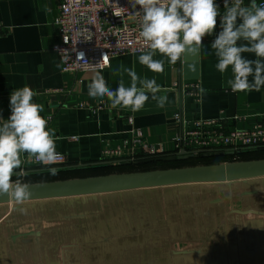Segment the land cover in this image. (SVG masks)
Instances as JSON below:
<instances>
[{
  "label": "crops",
  "instance_id": "1",
  "mask_svg": "<svg viewBox=\"0 0 264 264\" xmlns=\"http://www.w3.org/2000/svg\"><path fill=\"white\" fill-rule=\"evenodd\" d=\"M57 6L58 0H0V118L11 114L9 93L30 87L67 165L97 162L106 147L136 139L171 153L180 126L173 119L177 112L183 129L200 119L216 120L229 131L264 124V86L233 92L226 84L231 68L221 74L215 67L211 43L219 24L205 36L199 54L183 55L175 63L164 58L162 73L140 65L141 54L114 57L99 71L113 90L121 78L130 84L126 73L113 74L121 63L167 89L155 94L157 100L167 95L163 108L148 93L144 108L133 112L112 108L107 98L88 96L87 85L97 71H61L52 50L58 41L53 24ZM192 82L201 89L198 101L182 92L183 85ZM131 150L126 153L141 154ZM29 156L21 154V168H31L25 164ZM219 224L228 231H216ZM256 224L264 227V177L2 204L0 264H264V232L256 230ZM241 227L253 238L244 239L243 253L228 243L244 238L238 232ZM155 231L166 240L164 245L155 242ZM140 240L148 241V251L138 248Z\"/></svg>",
  "mask_w": 264,
  "mask_h": 264
},
{
  "label": "clouds",
  "instance_id": "2",
  "mask_svg": "<svg viewBox=\"0 0 264 264\" xmlns=\"http://www.w3.org/2000/svg\"><path fill=\"white\" fill-rule=\"evenodd\" d=\"M129 4L134 10L139 6L131 16L139 18V36L149 49L138 57V62L151 72L164 71V58L175 63L183 55L199 54L205 36L211 35L219 24L211 49L217 60L215 67L221 74L231 68L227 86L233 92L259 91L264 86V4L256 0H250L247 5L244 0H223V11L214 0H129ZM112 6L120 12L127 10L118 4ZM157 54L163 58L154 59ZM244 54L255 58L249 59ZM77 59L84 60L83 53H77ZM101 62L108 65L107 54L89 67L95 68ZM117 73L121 77L126 73L130 84L126 86L121 78L113 90L97 71L87 85L88 96L107 98L112 108L121 106L133 112L144 108L148 93L157 101L158 108L168 102L167 95L157 100L155 94L167 89L157 84L155 78L140 77L134 68H125L122 63L113 74ZM34 94L28 86L11 91L8 101L11 114L7 119L0 118V195L16 202H23L31 195L27 183L12 179L14 170L21 168L22 153L46 165L63 161L53 133L46 130L48 121L41 115V105L33 102ZM57 171L49 169L53 175ZM25 174L21 170L17 175Z\"/></svg>",
  "mask_w": 264,
  "mask_h": 264
},
{
  "label": "built area",
  "instance_id": "3",
  "mask_svg": "<svg viewBox=\"0 0 264 264\" xmlns=\"http://www.w3.org/2000/svg\"><path fill=\"white\" fill-rule=\"evenodd\" d=\"M245 1V0H244ZM223 7V0H214ZM258 4H264V0H256ZM113 4L127 10L120 12ZM132 9L129 0H58L57 14L53 24L57 28L58 41L52 50L58 55L61 71L63 73L101 71L107 68L110 60L114 57L126 55H140L148 51V47L139 36L140 20L133 19ZM1 28V26H0ZM77 53H83V59H77ZM107 54L108 65L103 62L92 68L89 65L97 64L102 56ZM183 93L198 101L200 97V86L197 82L183 85ZM82 107V106H80ZM176 124L180 125L179 130L173 139L175 150L171 153H178L184 150L187 153H203L215 151H238L245 149H257L264 147V124L256 123L250 130H227L216 120H196L191 123L188 129L182 128L180 112L173 116ZM48 124V123H47ZM123 141L121 145L112 148L106 147L102 151L100 161L111 162L126 159H134L135 155L126 153L131 148L139 149L144 155L164 154L157 146L143 143L141 139ZM25 162L31 168L14 170L25 173L34 167H48L65 163L43 164L33 156H29ZM20 176L17 179H23Z\"/></svg>",
  "mask_w": 264,
  "mask_h": 264
},
{
  "label": "water",
  "instance_id": "4",
  "mask_svg": "<svg viewBox=\"0 0 264 264\" xmlns=\"http://www.w3.org/2000/svg\"><path fill=\"white\" fill-rule=\"evenodd\" d=\"M212 153L214 152L187 153L184 150H181L178 153L160 155L150 161L154 160L162 163H174L197 159L199 157H208ZM235 153H240V150L219 152L221 156L224 154L233 156ZM148 161H138L137 159L111 162L99 161L90 164L75 165L73 168H85L87 166L102 167L115 164L130 166L132 164L147 163ZM32 172V170L27 171L25 176ZM18 173L19 172H14L12 178H20V176L17 175ZM262 177H264V159L116 173L67 180L27 183L31 195L23 202L116 193L138 189L162 188L177 185L231 183ZM10 203L17 202L9 199L6 195H0V205Z\"/></svg>",
  "mask_w": 264,
  "mask_h": 264
},
{
  "label": "rangeland",
  "instance_id": "5",
  "mask_svg": "<svg viewBox=\"0 0 264 264\" xmlns=\"http://www.w3.org/2000/svg\"><path fill=\"white\" fill-rule=\"evenodd\" d=\"M230 155H227V157L224 159L225 162L223 163H226V162H233V161H245L247 159H264V152H260V153H252V154H247V155H244V156H239V157H228ZM212 161H217L216 159L214 160H211V161H205V162H190V163H173V164H154V165H150V166H147V167H142L140 166L141 164H138V167H134V168H130V169H112V170H82V171H74V172H69V173H66L67 175L66 176H93V175H104V174H116V173H125V172H129V171H141V170H156V169H167V168H175V167H188V166H192V165H203L204 163H208V162H212ZM48 178H52V176H42L40 178H31V179H20L22 180L24 183L26 182H32V181H42V180H47ZM15 181V179L13 180ZM237 211V210H235ZM246 212H249V213H254V214H263V212H254V211H246ZM244 212V213H246ZM171 218L172 215L170 216ZM256 227V230L260 231V232H264V227L263 225H260V224H256V225H253ZM225 227V224H219L218 225V229L216 231H228V229H224ZM248 229V228H247ZM156 232V239L155 240H158V241H155L156 243H160L162 242V245H164V242H166L165 239H159V236L161 234L158 233V231H155ZM240 233V235H242L244 238L243 239H238V236L235 238V240H229L228 243L229 245H231L232 243H235L238 245V250L239 252L243 253V249H241L243 246H240L242 244V242L244 243V239L247 238L249 240H252L253 238L252 237H248L246 232H245V229L244 227H241L238 231ZM148 241L146 240H140L139 241V245H138V248L141 249V250H144V251H148L149 250V246L147 245ZM244 245V244H243ZM222 249L225 250V248L223 247Z\"/></svg>",
  "mask_w": 264,
  "mask_h": 264
},
{
  "label": "trees",
  "instance_id": "6",
  "mask_svg": "<svg viewBox=\"0 0 264 264\" xmlns=\"http://www.w3.org/2000/svg\"><path fill=\"white\" fill-rule=\"evenodd\" d=\"M219 152L221 151H215L214 153L210 154L208 157H204V158H197V159H192V160H188V161H178V163H190V162H199V161H211V160H218L217 161H212V162H208V163H204L203 165H210V164H218L221 161H224V159L227 157L226 154L224 155H220ZM260 152H264V147H260L257 149H245V150H240V153H235L233 156H228V157H239V156H244L247 154H252V153H260ZM166 154V153H164ZM164 154H157V155H144V154H139L136 155L134 157V159H137L138 161H148L147 163H140L142 167H147L150 165H154V164H168V163H162V162H157V161H150L152 159L157 158L160 155H164ZM126 160H130V159H126ZM247 160H257V159H247ZM100 161V160H99ZM97 161V162H99ZM100 162H104V161H100ZM177 163V162H174ZM169 164H173V163H169ZM73 166L75 165H67L66 163L64 164H60V165H53V166H48V167H34L33 169H31L33 172L26 175L28 176H32L34 178H40L42 176H52V178H48L47 180H42V181H36V182H49V181H57V180H65L64 178H84V177H91V176H66V173L69 172H74V171H82V170H112V169H130V168H134V167H138V164L134 165H130V166H121L118 164L115 165H111V166H100V167H90L87 166L85 168H73ZM192 166H196V165H192ZM189 167V166H188ZM50 168H56L58 169V171L56 172V174H51L49 172ZM178 168V167H175ZM157 170V169H156ZM141 171H149V170H141ZM129 172H139V171H129ZM127 173V172H125ZM104 175H108V174H104ZM25 176V177H26ZM93 176H100V174L98 175H93ZM14 180V178H12Z\"/></svg>",
  "mask_w": 264,
  "mask_h": 264
}]
</instances>
